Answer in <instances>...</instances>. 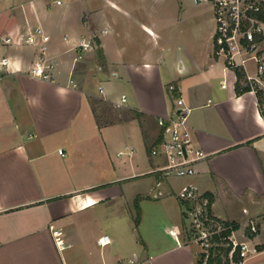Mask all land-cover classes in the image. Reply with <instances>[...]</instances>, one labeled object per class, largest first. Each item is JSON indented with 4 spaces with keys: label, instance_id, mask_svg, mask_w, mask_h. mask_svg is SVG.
<instances>
[{
    "label": "crops",
    "instance_id": "obj_1",
    "mask_svg": "<svg viewBox=\"0 0 264 264\" xmlns=\"http://www.w3.org/2000/svg\"><path fill=\"white\" fill-rule=\"evenodd\" d=\"M106 1L105 12L96 0H0V57L9 58L0 64V264H196L200 246L184 237L176 195L189 181L211 197L215 215L241 227V238L247 219L264 212V118L257 94L237 91L236 69L214 53L211 3L214 27L198 35L197 10L185 0ZM37 25L48 41H1ZM83 38L94 46L76 60ZM43 49L55 62L52 79L31 72ZM168 64L176 74L165 79ZM117 79L121 93L111 85ZM179 94L208 156L193 176L166 180L150 150L161 138L158 117ZM97 98L119 111L100 114ZM166 195L181 214L166 204L169 225L141 227L137 238L136 200ZM106 233L112 241L99 244ZM245 235L257 250L244 264H264V228Z\"/></svg>",
    "mask_w": 264,
    "mask_h": 264
},
{
    "label": "built area",
    "instance_id": "obj_2",
    "mask_svg": "<svg viewBox=\"0 0 264 264\" xmlns=\"http://www.w3.org/2000/svg\"><path fill=\"white\" fill-rule=\"evenodd\" d=\"M209 2L212 5L215 30L213 33L214 53L224 56L225 63L234 69L244 72L245 85L253 90L259 99V107L264 118V0H196ZM61 2V0H57ZM50 39V34L41 26L29 28L27 33L16 40L12 35L1 37L4 44L15 41H25L30 44H39ZM94 43L89 38L76 46L78 54L92 48ZM45 48V46L43 47ZM253 60V69L248 62ZM9 58L0 57V64L7 65ZM55 62L45 56L44 49L32 65L31 72L45 79L53 78ZM225 85V83H223ZM101 90L102 87L100 86ZM126 100L123 93L121 101ZM121 103V102H119ZM191 107L188 106L182 95H176L174 108L168 115L158 117L162 128L161 138L150 150L151 156L161 157L162 163L153 170L176 177H190L197 172L198 163L208 156L194 140L193 130L189 123ZM64 153L63 149H59ZM164 192L159 189L156 195ZM178 199L184 205L186 218L185 233L189 242L200 245L199 257L203 255V264H207L210 256L220 254L223 261L230 264H244L256 252V247L250 245L246 231L257 234L264 228V212L250 216L245 222L242 237L237 233L238 224L223 219L212 212L211 197L193 182L183 183L177 192ZM56 242L60 248H65L66 242L61 237L59 230L54 229ZM178 242L179 233L176 228L170 229ZM112 241L110 234L106 233L98 238V243L106 245ZM227 251V252H226ZM116 264H120L116 262Z\"/></svg>",
    "mask_w": 264,
    "mask_h": 264
},
{
    "label": "rangeland",
    "instance_id": "obj_3",
    "mask_svg": "<svg viewBox=\"0 0 264 264\" xmlns=\"http://www.w3.org/2000/svg\"><path fill=\"white\" fill-rule=\"evenodd\" d=\"M176 1L178 3V0H169V2L174 4L175 7L179 5L177 3L175 4ZM185 1L188 3L190 7L193 6L197 10V13H196L197 15L195 16V20H194L195 21L194 22V29H195L194 32L198 35H207L208 33H210L211 29L214 27V20L212 16V8H211L210 3L208 2L195 3L194 0H185ZM96 3H98V5L102 7V9L105 12L107 11L108 3L106 0H96ZM172 28L175 29L176 26H170V29ZM168 66L169 67L166 69L167 72L165 74L166 75L165 79L168 76L172 77L176 74L174 65L168 64ZM119 82L121 83V81L117 79V80H114L113 83H111V85L114 86V91L116 93H121L122 91V87ZM97 100H98L97 105H98L100 114L107 115L110 112L119 111V109L114 108V106L111 104L110 101L105 100V99H98V98ZM158 174L166 180H170L171 178H173V175H167V174H164L163 172H158ZM144 176L151 177L152 174L148 173V174H145ZM166 204L167 205L169 204L167 207L168 211L166 210V206H165ZM142 211L144 212L145 215H144L143 221L140 223ZM166 211L169 212L171 215L173 214L172 215L173 217H175L177 214L178 215L181 214L179 205L177 203V199L173 197L172 195H166L160 198H147L145 200H142L141 205L139 204V208L136 209V214H134L136 216L137 214H139L138 224L136 223L138 228H130V232H133V234L137 238H141V234H140L141 227L145 230L147 228H153L154 230L158 232H163V228H165L167 224L169 225V223L171 222L170 219H172L170 216L166 215ZM185 224L187 223L185 222ZM184 237L186 240H188L187 235H185ZM199 254L197 258H199ZM256 258L257 257L249 259L247 263L253 264L256 261ZM226 262L227 261H223L222 264H226Z\"/></svg>",
    "mask_w": 264,
    "mask_h": 264
},
{
    "label": "trees",
    "instance_id": "obj_4",
    "mask_svg": "<svg viewBox=\"0 0 264 264\" xmlns=\"http://www.w3.org/2000/svg\"><path fill=\"white\" fill-rule=\"evenodd\" d=\"M261 16L264 18V12L261 14ZM237 71V75H238V83H237V91H242V90H247L249 89V86L247 85H240V81L241 79L244 77V72L241 69L236 68ZM136 208H139V203L138 200H136L135 202ZM135 221L138 224L139 221V214H137V216L135 217ZM227 252V251H226ZM203 255L201 257H199L196 261V264H203ZM223 263V259L222 256L220 254H217L216 256H210L207 260V264H222ZM226 264H230L229 261L226 262Z\"/></svg>",
    "mask_w": 264,
    "mask_h": 264
}]
</instances>
